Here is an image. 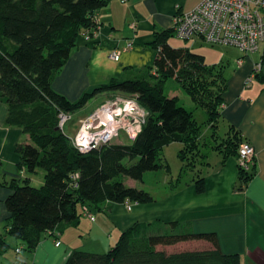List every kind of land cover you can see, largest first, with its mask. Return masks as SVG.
Returning <instances> with one entry per match:
<instances>
[{
  "label": "trees",
  "instance_id": "trees-1",
  "mask_svg": "<svg viewBox=\"0 0 264 264\" xmlns=\"http://www.w3.org/2000/svg\"><path fill=\"white\" fill-rule=\"evenodd\" d=\"M108 1L0 0V102L7 105V126H19L27 134V139L16 146L26 175L6 181L10 192L4 201L8 215L0 254L10 247L9 236L31 251L47 233L59 239L65 226L78 222L82 207L95 218L94 212L109 202L126 206L154 202L159 198L154 188L148 191L129 186L125 178L143 182L147 172H159L154 174L160 183L165 175L162 171H171L161 154L172 142L182 144L178 151L182 169L180 176L168 177L167 188L180 184L184 171L195 169L197 162L192 163L194 167L186 166L182 153L192 143L199 144L200 124L194 118V108L179 104L177 96L165 94L164 83L169 78L176 80L195 107H203L210 119L228 82L222 65L207 63L204 55L170 43L176 35L173 26L154 32L150 45L156 54L151 65L139 70L126 67L121 76L96 85L77 101L53 89V81L79 37L85 35L95 44L99 28L96 13ZM178 11L173 18L183 13ZM260 57L264 63V49ZM100 92L112 93L105 100L135 98L146 118L129 142L112 143L113 139L81 153L64 133L65 125L57 128L59 114L71 113ZM227 133L223 140L229 150L215 148L223 154V161L227 155L236 156L243 140L232 125ZM199 152L207 158L206 152ZM37 168L44 170V176L42 184L34 186L30 175ZM253 170V165L248 173L239 170L238 187L246 184ZM203 180L197 173L194 181L198 191L203 190ZM165 225L171 232L155 229L151 222L136 221L122 230L107 250L74 249L63 264H243L239 253L222 251L216 233L194 232L178 221Z\"/></svg>",
  "mask_w": 264,
  "mask_h": 264
},
{
  "label": "crops",
  "instance_id": "crops-1",
  "mask_svg": "<svg viewBox=\"0 0 264 264\" xmlns=\"http://www.w3.org/2000/svg\"><path fill=\"white\" fill-rule=\"evenodd\" d=\"M200 1L109 0L96 13L99 28L93 40L95 44L79 37L57 73L53 89L74 100L86 87L121 76L126 67L139 70L151 65L156 54L150 45L154 32L170 27L178 10L188 11ZM131 23H135L134 29ZM126 40H132V47L123 50L118 61L111 59L109 53L123 48ZM240 69L239 75L228 81L222 116L255 149L253 175L243 187H238L236 156H228L224 161L215 159V166L200 167L198 175L204 178L202 191L196 189L192 178L170 190L165 185L161 196L151 203H132L127 209L124 204L109 202L103 210L94 212V220L80 209L78 222L59 232L58 246L50 234L44 235L34 249L33 264H63L74 249L103 252L117 241L122 230L136 221L151 222L155 229L167 228L166 222L178 221L189 225L194 232H214L224 253H239L243 264H264V83L246 87L244 78L250 70L245 62ZM0 111V176L1 182H6L20 176V157L12 146L27 136L24 134L22 140L20 134L15 138L4 137L5 132L16 131L3 127L7 111L4 102H0ZM5 154L8 159L4 158ZM208 159L212 161V156ZM5 160L9 162L2 166ZM9 192L8 187L0 185V201L4 204L0 203V232L5 231L2 227L8 214L4 201ZM3 254L0 264H9Z\"/></svg>",
  "mask_w": 264,
  "mask_h": 264
},
{
  "label": "rangeland",
  "instance_id": "rangeland-1",
  "mask_svg": "<svg viewBox=\"0 0 264 264\" xmlns=\"http://www.w3.org/2000/svg\"><path fill=\"white\" fill-rule=\"evenodd\" d=\"M133 24L135 25V23H131L130 26L131 28L134 29L135 26H132ZM171 26L174 27L173 20H172ZM173 32L176 33L175 29ZM85 41L89 42L88 40H85ZM169 41L173 46L188 47L197 53H200L202 55L204 54L206 57L207 63L222 65L221 66L222 71L225 77L227 78V82L229 81L230 77L233 76V78H236L239 75V72L241 71L240 66L242 65V63L245 62V65L246 64L248 65V68L250 71L244 78V85L248 87L252 84L256 86L260 83H264V74H262V68H263L264 63H263V58L260 57L261 54L263 53L264 41L261 42L259 50L248 51L247 52L248 55L245 56V58L243 59V62H242V59H239L242 56L241 54L242 52L239 49H237V47L226 46V45H221V44L212 45L206 41L205 37L198 35V34H193L191 37H188L185 39H181L177 37L176 35H174L169 39ZM111 53L112 52L109 53V57ZM239 60H241L240 63H239ZM257 64H260V70L257 73H255L256 68H254L253 65H257ZM251 76H253L251 78L252 80H250ZM95 86L96 85L86 87L76 96V98L73 101H77L84 92H90ZM228 87H229V83L227 84V88L225 92L223 93V95L221 96V99L215 102L218 108L217 111H215V116L214 114H212L214 117H210L209 119L207 115V111L201 106L195 107L193 101L189 98V96L185 93V91L181 88V86L176 80L169 78L164 83L163 89H164L165 94H167L168 96H177L179 104H182L183 106H186L187 108H191V107L194 108V118L200 124V135L197 140L199 144L198 143L196 144V142L192 143V146L189 148L185 147L182 153L184 155L183 160L185 161L186 166L194 167V166H191L193 162H197V164L194 167L195 169L193 170L188 169L181 174V181H182L181 183L190 182L192 178L196 179L197 173L199 174L200 167L205 168L211 164L212 166H215L216 164L214 162L215 159L223 160V157H222L223 154L220 152H217L215 148L217 149L222 148L224 149L225 152L226 150H229V148L227 147V144L224 143L225 141L223 140V137H226L228 134L231 133V131L230 133H227L230 124H229V121L225 117L222 116V110L224 109V106L226 103L225 94H227L228 92V89H229ZM111 94L112 93H108V92L97 93L93 95L86 102L84 106L69 113L72 119H70L65 124L64 133L68 137H73L74 134L77 132V128L79 127L78 126L79 120L86 117L88 113H90L97 105H99L102 101L106 99V97L110 96ZM119 94H122V93L119 92ZM218 112H219V115L217 116ZM6 115H7V111H6ZM212 124L213 125L215 124V125L213 126ZM5 126L9 127V129L14 130L16 132H5L6 135H4V137L15 138L18 136V134H20L21 135L20 139L22 140V137H24V134L25 136H27L24 130L19 126H9V125L7 126L6 122L4 121L3 127ZM57 128H59V126H57ZM129 141H130L129 138H127L123 133H120L118 137L114 138L112 143H116V142L117 143H127ZM19 142L20 140H17V142L13 144L12 146V150H14L15 154L17 153L16 146H17V143ZM181 148H182V144L180 142H172L163 148L161 158L163 160L167 158V161L170 164L171 171H169V173H165L164 171H162V173L165 175L161 178L162 180L160 183H159L160 178L159 179L156 178L154 174V173H159V172H147L144 176L143 182L125 178V183L129 186L146 189L148 191L154 188L153 192L155 194L157 192L158 193L157 196L160 197L161 194L165 190V185L169 184L170 180H166L167 176L170 177V179L180 176V171L182 169L181 168L182 161L178 157V151ZM199 151H201L202 153L206 152L208 154L207 158L203 157V155L201 156V153ZM81 153H86V152H81ZM17 155L19 156L18 153ZM4 156H5L4 157L5 159L9 158L6 154ZM210 156H212V161L208 159ZM230 156L235 158V155H230ZM227 157L228 155L226 156V158ZM8 162H9L8 160H5L4 162H2L3 164L2 166L7 165ZM10 162L12 163V161ZM18 166H19L18 174H20V176H25L26 173L24 171V168L20 166V162ZM237 168H238L237 172H239V170H241V172H244V173L249 172L243 168H240L238 164H237ZM43 176H44V170L41 168H37L36 172L30 175L31 184L34 186L41 185L43 182ZM18 177L14 176L13 178H18ZM1 183L2 182H1V176H0V185L3 187H8L7 186L9 184L8 182H5L3 184ZM19 183L22 184V181H19ZM0 203L2 204V206H4L2 201H0ZM87 211H89V209H87ZM6 220H7V216H5L4 218L5 222L2 227L3 231L5 230L4 226H5ZM164 230L171 232L170 227L164 228ZM4 232H0V238L4 236ZM50 237L51 239H53V236H50ZM9 239H11V237H8L7 241ZM13 239H15L17 243L15 242V240H12V241L10 240V242L8 241L10 243V247H8L5 250L3 255L7 257L10 263L12 261V264H26V263L33 264V258L35 259V255H36V254L34 255V250L31 251V250L24 249L22 247V244H20L19 239L14 238V237ZM83 244L86 245L85 239L83 241ZM17 247L20 248L19 251H16ZM180 247L187 248L188 246H186V244H181Z\"/></svg>",
  "mask_w": 264,
  "mask_h": 264
},
{
  "label": "built area",
  "instance_id": "built-area-1",
  "mask_svg": "<svg viewBox=\"0 0 264 264\" xmlns=\"http://www.w3.org/2000/svg\"><path fill=\"white\" fill-rule=\"evenodd\" d=\"M173 23L177 37L185 39L198 34L212 45L237 47L242 52L239 59L243 62L247 52L259 50L264 41V0H201L192 9L174 17ZM84 38L89 39L85 35ZM132 45V41L127 40L123 48L113 50L110 57L119 60L121 52ZM253 66L257 73L260 64ZM145 118L146 112L135 98L117 96L107 99L79 120L71 141L79 152H87L109 143L120 133L131 140L140 132ZM70 119L69 113H60L59 127L62 128ZM254 156V147L243 139L236 154L238 166L250 171ZM126 208L130 209L131 205ZM82 212L90 219L94 218L86 207H82ZM54 243L56 246L60 244L55 236Z\"/></svg>",
  "mask_w": 264,
  "mask_h": 264
}]
</instances>
